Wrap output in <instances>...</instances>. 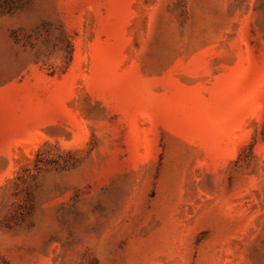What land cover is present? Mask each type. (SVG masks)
Wrapping results in <instances>:
<instances>
[{
  "label": "rangeland",
  "instance_id": "1",
  "mask_svg": "<svg viewBox=\"0 0 264 264\" xmlns=\"http://www.w3.org/2000/svg\"><path fill=\"white\" fill-rule=\"evenodd\" d=\"M0 264H264V0H0Z\"/></svg>",
  "mask_w": 264,
  "mask_h": 264
}]
</instances>
